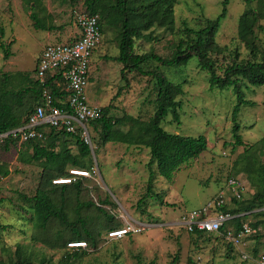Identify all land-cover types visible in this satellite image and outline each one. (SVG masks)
Instances as JSON below:
<instances>
[{
	"label": "rangeland",
	"instance_id": "374dc122",
	"mask_svg": "<svg viewBox=\"0 0 264 264\" xmlns=\"http://www.w3.org/2000/svg\"><path fill=\"white\" fill-rule=\"evenodd\" d=\"M43 1L47 19L59 27L48 33L51 37L48 41L65 43L73 40L74 16L83 10L84 0L74 4L61 0ZM222 1L178 0L174 7L173 30L155 28L153 36L156 40H136L135 52H154L162 58H169L176 44L185 39L184 30H197L205 19H214L221 11ZM245 9L243 0H230L226 18L215 35V43L226 48L213 54L218 74L232 60L249 58L237 38L238 18ZM28 15V9L21 0H0V74L28 73L34 79L35 55L43 48V36L47 33L35 30ZM260 24L263 31L256 30V35L257 45L262 50L264 22ZM115 36L112 30L104 32L101 44L92 55L86 87L88 101L100 107L110 106L113 118L127 114L147 121L155 111V80L137 72H126L125 78L121 77L122 65L111 59L118 55ZM5 50L9 53L8 59L4 58ZM142 70L163 73L168 81L182 85L183 94L177 98L181 103L179 124L168 114L161 127L173 134L203 135L208 142L207 149L184 163L171 180L158 175L155 166L151 167L154 178L149 192L148 150L107 143L99 145L95 154L97 134L96 131L90 132L93 142L90 162L93 164L88 170L89 177L81 180L78 195L70 190L63 197L68 220H85L90 224L93 235L99 236L95 247H85V255L70 264H171L176 254L179 257L176 264H254L244 255L251 256L254 250L262 254L264 240L247 236L233 247L215 234L202 237L187 234L177 223L187 213L206 205L219 192L229 196L226 182L230 175L239 177L250 190L249 194H253L245 174L236 173L233 168L242 166L241 156L246 159L256 156L264 162V146L260 143L264 138V86L243 88L245 99L255 105H243L239 109V135L243 145L235 146L231 131V113L236 103L233 91L231 88L210 90L208 73L200 70L195 56L183 66L167 68L151 61ZM68 145L76 154L74 142L70 141ZM0 163L10 171L7 177L0 178V262L9 264L10 259L14 260L16 247L21 245L25 257L33 260L45 257L50 264H59L65 249H59L54 238L62 227L50 220L44 228H36L30 204L21 198H31L37 188L43 187L41 166L20 163L16 146L7 151L0 146ZM58 178H51L50 183L54 184ZM46 188L51 187L48 184ZM51 197L59 206L60 193L55 192ZM105 198L108 205L101 204ZM88 202L112 215L111 224H118L119 228L135 225L143 230L120 239H108L104 215L93 206L87 207ZM255 220V217H248L245 224ZM258 232H263L262 227Z\"/></svg>",
	"mask_w": 264,
	"mask_h": 264
},
{
	"label": "trees",
	"instance_id": "16d2710c",
	"mask_svg": "<svg viewBox=\"0 0 264 264\" xmlns=\"http://www.w3.org/2000/svg\"><path fill=\"white\" fill-rule=\"evenodd\" d=\"M28 9L29 19L35 30L55 31L59 27L51 24L47 19V10L43 0H21ZM62 2L76 3L78 0H61ZM246 9L238 18L237 38L248 52L247 60H232L221 69V74L217 73V67L213 59V54L226 50L215 43V35L220 28V24L227 15V7L230 0H223L221 11L214 19H205L203 26L197 30L186 28L185 39L180 40L174 52L169 58H162L154 52L137 54L135 52V41L144 39L148 42L156 40L153 36L155 28L172 31L174 28V7L178 0H84L83 10L92 16H97L100 32L106 31L116 33L115 39L118 47V55L112 57L122 65L121 77L125 78V73L137 72L143 76H150L155 80L157 92L154 100L155 111L152 117L143 121L137 117L124 114L121 117L113 118L110 115V106L101 107V116L89 122L87 129L92 145L90 132L96 131V150L99 145L116 143L128 147L144 148L148 150L149 178L147 190L150 192L154 172L151 167H156V173L161 177L171 180L173 174L179 168L192 159L197 158L207 149V139L203 135L185 136L166 132L161 127V122L170 114L172 120L179 124L180 101L177 100L183 94L181 84H174L167 80L163 73L157 71L145 72L143 66L149 62H156L163 67H178L186 65L195 56L201 71L208 73L209 89L231 88L235 97V105L232 115V134L235 146L243 145L239 135L240 126L238 122L239 109L244 106H254V102L245 99L244 87L264 86V48L261 50L257 45L256 30L263 31L261 22H264V0H243ZM76 19V14L74 20ZM76 21V20H75ZM102 42V40H101ZM101 44V43H100ZM99 47V46H98ZM96 51V50H95ZM94 51V53H95ZM236 54V53H235ZM236 56V55H235ZM4 58H9L8 51H4ZM35 71V70H34ZM33 71V73H34ZM45 84H40L31 78L28 73L0 74V135L8 131L17 129L27 122L28 116L34 109L42 103V92L47 89L56 99L65 101L67 92L64 91V82L59 74L45 77ZM58 106L65 107L59 103ZM90 129V130H89ZM42 139L28 140L20 143L11 136L0 139V146L8 150L11 146L18 147V159L22 164L37 163L42 168L41 186L37 188L35 195L31 198L21 196L22 200L28 202L35 219L36 228H44L48 221H56L62 230L55 233L54 243L59 249H65L59 264H70L85 255L84 248L69 246L71 243L83 242L86 247H95L96 239L91 231L89 223L77 218L70 222L65 213V196L70 190L75 194L80 193V186L86 177H75V181L68 184H51L50 179L54 177H72L68 173L70 170L91 169L90 162L91 147L88 146L78 134L67 133L63 129L46 127ZM43 141H45L43 143ZM73 141L77 153L74 154L69 148V142ZM264 146V138L261 140ZM253 150V148H252ZM256 151L253 150V153ZM240 168H233L237 172H243L253 188V194H247L242 200L236 201L232 198L231 203L223 210L236 217L226 223L221 229V235H217L224 242L226 230L238 232L248 217H255L257 220L249 226L255 231L250 236L256 240H264V162L254 156L250 159L241 156ZM89 172V171H88ZM10 174L6 166L0 163V178H5ZM230 176H234L230 175ZM55 179V180H58ZM50 185V189L46 185ZM60 193V205L57 206L51 195ZM158 196V194L156 195ZM142 201V200H141ZM140 201V202H141ZM101 204H109L105 198ZM77 205H80L77 203ZM98 213L104 215L106 224L104 229L108 232L120 229L118 224H111L113 216L103 208L87 203V207H92ZM80 207V206H79ZM89 225V226H88ZM262 227L263 232H258ZM186 231V230H185ZM258 232V233H257ZM187 234L202 237L212 235L200 231H193ZM68 244L69 248L66 247ZM229 246L233 244L226 242ZM234 247V246H233ZM67 249V250H66ZM254 250L251 259L255 260L259 253ZM264 255V252L262 253ZM178 255L174 257L171 264H176ZM15 260V261H14ZM14 260L10 259L9 264H50L45 257L35 258L25 257L23 247L17 245L14 252ZM0 264H3L0 262ZM149 264H155L151 262Z\"/></svg>",
	"mask_w": 264,
	"mask_h": 264
},
{
	"label": "built area",
	"instance_id": "2783aa9c",
	"mask_svg": "<svg viewBox=\"0 0 264 264\" xmlns=\"http://www.w3.org/2000/svg\"><path fill=\"white\" fill-rule=\"evenodd\" d=\"M76 26L79 29V37L69 43H53L46 45L39 56L34 73V79L40 84H45L47 74L55 76L59 74L64 82V91L67 99H56L47 89L42 92V103L28 116L27 122L21 127L0 135V139L8 136L17 139L19 144L28 140L42 139L44 128L53 127L63 129L67 133L78 134L82 140L91 147L90 135L87 129L89 122L101 116V107L89 103L86 95L91 58L102 40L97 16L85 13H76ZM59 103L65 107H60ZM72 177L54 180V184H68L75 181V177H89V172L84 170H70ZM229 196L221 191L199 209L192 210L177 223L188 233L200 231L208 234L221 235L223 226L236 216L223 210L231 203L232 198L240 201L249 194L246 184L237 176H229L226 182ZM142 227L130 225L108 232V239H120L133 233H139ZM255 231L243 224L238 232L226 230L224 239L238 246L244 237L250 236ZM69 246L85 248L83 242L71 243ZM244 258H250L244 255ZM254 264H264V255L259 254Z\"/></svg>",
	"mask_w": 264,
	"mask_h": 264
},
{
	"label": "crops",
	"instance_id": "0c3cea01",
	"mask_svg": "<svg viewBox=\"0 0 264 264\" xmlns=\"http://www.w3.org/2000/svg\"><path fill=\"white\" fill-rule=\"evenodd\" d=\"M74 26H75V28H74L73 35H72L73 40H71L70 42H72V41H74L75 39H77V38L79 37V34H80L79 29L76 27V24H75ZM32 27H33V26H32ZM43 32H44V33H47V35H46V36H43V41L45 40V41H44L43 48L40 49V50L37 52V54L35 55L33 71L35 70L37 60H38L39 56L41 55V52H42V50L44 49V47H45L46 45L53 44V43L49 42V41H50L49 38H51V37L48 35V33H49V32H52V31H43ZM44 35H45V34H44ZM44 37H45V39H44ZM48 40H49V41H48ZM65 43H69V42H65Z\"/></svg>",
	"mask_w": 264,
	"mask_h": 264
},
{
	"label": "water",
	"instance_id": "95a60500",
	"mask_svg": "<svg viewBox=\"0 0 264 264\" xmlns=\"http://www.w3.org/2000/svg\"><path fill=\"white\" fill-rule=\"evenodd\" d=\"M91 151H92V149H91Z\"/></svg>",
	"mask_w": 264,
	"mask_h": 264
}]
</instances>
